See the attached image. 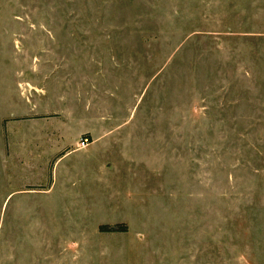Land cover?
<instances>
[{
  "label": "rangeland",
  "instance_id": "374dc122",
  "mask_svg": "<svg viewBox=\"0 0 264 264\" xmlns=\"http://www.w3.org/2000/svg\"><path fill=\"white\" fill-rule=\"evenodd\" d=\"M0 264H264V0H0Z\"/></svg>",
  "mask_w": 264,
  "mask_h": 264
},
{
  "label": "trees",
  "instance_id": "16d2710c",
  "mask_svg": "<svg viewBox=\"0 0 264 264\" xmlns=\"http://www.w3.org/2000/svg\"><path fill=\"white\" fill-rule=\"evenodd\" d=\"M99 231L100 232H108V231H117V232H125L126 231V226L123 224H117L114 227H109L107 225H101L99 226Z\"/></svg>",
  "mask_w": 264,
  "mask_h": 264
}]
</instances>
